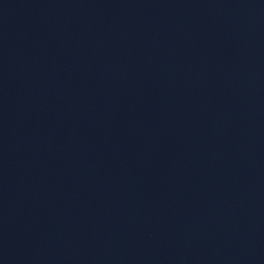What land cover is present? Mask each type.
Masks as SVG:
<instances>
[{
	"label": "water",
	"instance_id": "1",
	"mask_svg": "<svg viewBox=\"0 0 264 264\" xmlns=\"http://www.w3.org/2000/svg\"><path fill=\"white\" fill-rule=\"evenodd\" d=\"M0 264H264V0H0Z\"/></svg>",
	"mask_w": 264,
	"mask_h": 264
}]
</instances>
